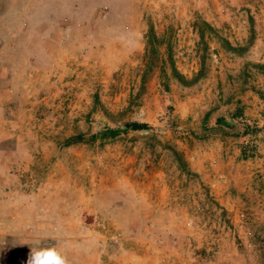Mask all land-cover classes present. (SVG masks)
Listing matches in <instances>:
<instances>
[{"label":"rangeland","instance_id":"1","mask_svg":"<svg viewBox=\"0 0 264 264\" xmlns=\"http://www.w3.org/2000/svg\"><path fill=\"white\" fill-rule=\"evenodd\" d=\"M1 9L0 218L29 233L0 234V264L37 240L69 264H264V115L238 96L263 91L264 0ZM127 121L146 126L89 138Z\"/></svg>","mask_w":264,"mask_h":264},{"label":"crops","instance_id":"2","mask_svg":"<svg viewBox=\"0 0 264 264\" xmlns=\"http://www.w3.org/2000/svg\"><path fill=\"white\" fill-rule=\"evenodd\" d=\"M1 2H2V0H0V51H1V48H3V45H5V46L9 45V43H7V42L3 43V40H2L3 12L1 9ZM16 11L17 10L15 9L14 16L17 15ZM10 16H12L11 10H10ZM252 17L254 18V22L252 23V27H253L255 33L257 35L263 33L264 32V12L262 11L260 14L255 13L254 15H252ZM259 43H260V37H256L255 43H253V45L249 46L250 47L249 48L250 53H252L254 51L253 48L257 47V45ZM258 54H259V52L253 56H256ZM0 57H1V53H0ZM0 80H1V78H0ZM251 82H252L254 88L258 87V88L262 89L263 91H259L257 89L256 90H249V92H247L243 95H238L240 98H242L240 102L244 103V109H243L242 113H244V114L248 113L252 117H254V116L260 117L261 113L264 115V77L261 78V76H259L258 78H256L255 80H252ZM180 116H181V114H180ZM229 118H231L230 120H232V122L237 123L236 118H234V116L231 115V116L227 117L228 120H229ZM239 118H240L239 121H241L242 120L241 115H239ZM180 146H181L180 149L183 151L184 160L187 162V164L191 168V170H194L197 173H201L202 170L200 169V166L198 164L199 161H197L195 158H193V155H192L193 152H192L191 148H188L185 144H181ZM28 221H29V219H25V221H23V219L18 220V218H16V219L9 218L7 220H2L0 218V234L1 235H3L2 233L8 234L10 242L18 240V237L20 238L23 235L28 236L29 232H27L26 229H23V227H25L28 224ZM7 226L10 227L9 233L6 230ZM20 228H22V229H20ZM3 250L4 249L1 247V251H3ZM4 252H1V253L3 255H5ZM19 262L20 261L17 260V258L15 257V262H11V263L9 262L8 264H20Z\"/></svg>","mask_w":264,"mask_h":264},{"label":"clouds","instance_id":"3","mask_svg":"<svg viewBox=\"0 0 264 264\" xmlns=\"http://www.w3.org/2000/svg\"><path fill=\"white\" fill-rule=\"evenodd\" d=\"M29 245L26 264H69L67 256L61 254L55 245H44L40 240Z\"/></svg>","mask_w":264,"mask_h":264},{"label":"trees","instance_id":"4","mask_svg":"<svg viewBox=\"0 0 264 264\" xmlns=\"http://www.w3.org/2000/svg\"><path fill=\"white\" fill-rule=\"evenodd\" d=\"M203 22H204V24H207L205 21H203ZM198 34H199V36H202V32L200 30L198 31ZM226 42L231 48H233V46L228 41H226ZM173 72H175V74H177V76H178V74H180L175 69H173ZM181 78H183V79H181V80H183V82L190 81V79H187V78H184V77H181ZM205 114H207V113H205ZM144 126H146L145 122H141V121H127V122H125L123 124L122 127H106L104 130H98V131H96L94 133H91V134H89V138H91V139L95 138L97 135L101 136V137H103V136L111 137V136L116 135L122 129H125L127 127L128 128H141V127H144ZM81 138H82V135L80 133H77V134H75L73 136H70V137L66 138L65 142L68 144L70 142H74L76 140H80Z\"/></svg>","mask_w":264,"mask_h":264}]
</instances>
